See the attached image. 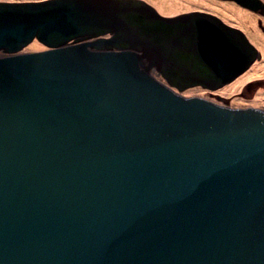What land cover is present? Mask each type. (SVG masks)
I'll use <instances>...</instances> for the list:
<instances>
[{"label": "water", "instance_id": "obj_1", "mask_svg": "<svg viewBox=\"0 0 264 264\" xmlns=\"http://www.w3.org/2000/svg\"><path fill=\"white\" fill-rule=\"evenodd\" d=\"M261 57L212 13L0 1V264H264V108L183 94Z\"/></svg>", "mask_w": 264, "mask_h": 264}, {"label": "rangeland", "instance_id": "obj_2", "mask_svg": "<svg viewBox=\"0 0 264 264\" xmlns=\"http://www.w3.org/2000/svg\"><path fill=\"white\" fill-rule=\"evenodd\" d=\"M1 2H24V1H44V0H0ZM156 8H158L160 14L164 16H176L181 13H187L192 11H205L207 13L215 14L221 17L224 21L232 22V18L239 19L236 24L241 30H243L250 41L262 54L260 59H257L255 63L242 75L235 80L228 83L223 88L214 91V93L205 90L202 92H195L192 89L184 90L183 94L186 96H201L207 99L221 97V101L229 104L231 107H261L264 108V71H258L261 64L264 63L263 48L258 35L254 33V28L247 26V20L245 17H238L230 13L251 14L255 19V27L258 29L257 34H263L264 36V12L250 10L243 7L232 0H149ZM246 23V25L244 24ZM260 31V33H259ZM30 45L31 50L44 49L41 44ZM38 43V42H37ZM258 64V65H257Z\"/></svg>", "mask_w": 264, "mask_h": 264}, {"label": "bare ground", "instance_id": "obj_3", "mask_svg": "<svg viewBox=\"0 0 264 264\" xmlns=\"http://www.w3.org/2000/svg\"><path fill=\"white\" fill-rule=\"evenodd\" d=\"M230 14H232V16L233 15H237L238 17H245V19L244 20H247V22H248V24H247V26H249V27H252V28H254V33L256 34V35H258V40L260 39V41L261 42H263L262 43V48H263V50H262V52H263V56H264V36H263V34H257V28L255 27V19H254V16L253 15H251V14H240L239 12L238 13H230ZM238 21H239V19H236V18H234V16H233V18H232V22H234V23H238ZM245 25H246V23H244ZM259 33H260V31H259ZM258 65V64H257ZM264 71V63L263 64H261V67L258 69V71H256V72H259V71Z\"/></svg>", "mask_w": 264, "mask_h": 264}, {"label": "flooded vegetation", "instance_id": "obj_4", "mask_svg": "<svg viewBox=\"0 0 264 264\" xmlns=\"http://www.w3.org/2000/svg\"><path fill=\"white\" fill-rule=\"evenodd\" d=\"M260 12H264V10H259ZM203 12H205V11H203ZM226 23H228L229 25H232V26H234V27H238L236 24H234V22H230V21H225ZM239 28V27H238ZM34 42H36L35 44H41V45H43L44 46V49H38V50H35V51H39V50H45V49H47L48 47L46 46V45H44L43 43H41V42H39L38 40H34L33 42H31L27 47H25L24 48V51H26L25 49H28L29 48V46L32 44V43H34ZM38 42V43H37ZM188 89H190V88H188ZM200 89H204V88H202V87H200ZM208 90V89H207ZM215 91H217V90H215ZM184 92V91H183ZM209 92H211V93H214V91H212V90H209Z\"/></svg>", "mask_w": 264, "mask_h": 264}]
</instances>
